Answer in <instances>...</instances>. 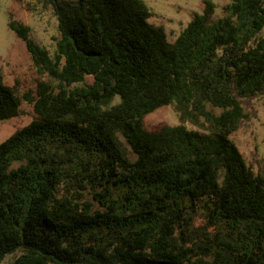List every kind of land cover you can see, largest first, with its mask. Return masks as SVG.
<instances>
[{"label":"trees","instance_id":"trees-1","mask_svg":"<svg viewBox=\"0 0 264 264\" xmlns=\"http://www.w3.org/2000/svg\"><path fill=\"white\" fill-rule=\"evenodd\" d=\"M38 1L53 55L8 14L41 79L0 73V121L33 110L0 143V264H264V169L230 140L264 93V0H205L174 42L141 0Z\"/></svg>","mask_w":264,"mask_h":264},{"label":"rangeland","instance_id":"rangeland-1","mask_svg":"<svg viewBox=\"0 0 264 264\" xmlns=\"http://www.w3.org/2000/svg\"><path fill=\"white\" fill-rule=\"evenodd\" d=\"M71 1V0H70ZM73 1V0H72ZM150 9L152 16L148 23L161 27L169 42H174L186 27L194 14H201L205 0H141ZM215 5L212 20L223 15L222 8L229 0H209ZM8 14L21 21L30 29L35 42L46 49L50 55L55 50L58 37L57 21L53 11L38 0H0V73L8 86L17 89L21 96L33 91L38 75L26 47L7 27ZM264 38V29L258 34ZM92 79L87 77V82ZM118 101L115 98L113 103ZM246 117L240 121L238 129L231 134L230 140L237 147L244 161L255 172L264 169V93L240 99ZM33 117L32 106L23 102L20 114L0 121V143L16 130L28 125ZM179 123L173 105L161 107L146 115L143 120L147 131H158L163 126H175ZM190 129H196L187 124ZM18 253L8 255L1 264H11Z\"/></svg>","mask_w":264,"mask_h":264}]
</instances>
